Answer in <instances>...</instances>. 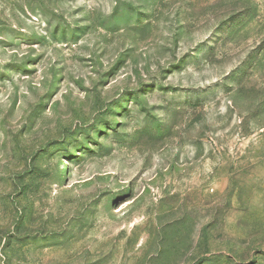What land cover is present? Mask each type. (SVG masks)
<instances>
[{
  "label": "rangeland",
  "instance_id": "374dc122",
  "mask_svg": "<svg viewBox=\"0 0 264 264\" xmlns=\"http://www.w3.org/2000/svg\"><path fill=\"white\" fill-rule=\"evenodd\" d=\"M0 264H264V0H0Z\"/></svg>",
  "mask_w": 264,
  "mask_h": 264
}]
</instances>
